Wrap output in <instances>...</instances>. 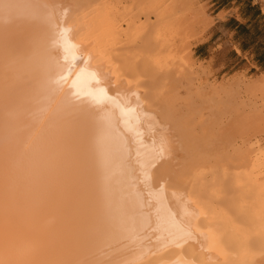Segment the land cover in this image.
I'll use <instances>...</instances> for the list:
<instances>
[{
	"label": "bare ground",
	"instance_id": "obj_1",
	"mask_svg": "<svg viewBox=\"0 0 264 264\" xmlns=\"http://www.w3.org/2000/svg\"><path fill=\"white\" fill-rule=\"evenodd\" d=\"M92 2L0 0V264H264V118L215 131L186 77L153 109L97 50Z\"/></svg>",
	"mask_w": 264,
	"mask_h": 264
},
{
	"label": "rangeland",
	"instance_id": "obj_2",
	"mask_svg": "<svg viewBox=\"0 0 264 264\" xmlns=\"http://www.w3.org/2000/svg\"><path fill=\"white\" fill-rule=\"evenodd\" d=\"M213 2L212 0H94L93 5H90L92 6L91 9L88 8L87 11L88 15L91 13L89 16L94 21L88 18H86V21L87 19L90 22L92 21L91 24L95 22L96 25L93 27H96V30L92 29L94 34L92 38H94V42L97 40L95 42L97 50L107 55L111 61L113 60L109 63V67L114 65V67H119L120 71L126 72V70H129L128 75L124 74L125 79L129 80L131 85L134 84L133 87L138 88L141 95L144 94V97H142L145 100L152 102V108L156 107L155 109H157V104H161L159 106L160 112L163 110L162 108H165L162 103L164 98L165 100L167 98L163 94L168 93L171 87H173L171 90L173 94L179 96H176L179 104L180 96L183 97L186 93L187 86L184 84L186 77L185 80H188L187 85L189 88H187L186 94H188L187 98L189 99H183L184 106L187 105L186 109L189 112L194 107L193 105H197L194 107L197 110L196 113L194 112L196 121L199 120V116L202 120L206 119L205 117L211 119L214 116L217 121H223V123L219 122L220 127L219 123L214 127L216 124L212 120V123L215 124H213L215 131H218L221 129L222 124L226 125L232 118H236V115H234L236 111L237 115L241 114L240 116L245 117L255 116L258 114L256 112H259L264 118V91L253 95L248 90L249 85L264 77V70L250 69V67L239 69L237 67L230 72L229 70L221 71L215 69L211 62L204 63L196 59L195 47L200 42L205 41L215 22L213 15L216 6H213ZM105 14L109 17L108 21L103 19ZM226 16V13H222L219 18L223 19ZM110 21L116 26L114 32L110 29ZM98 37L101 38L100 41ZM98 43H100V46ZM172 80L173 85L171 86ZM214 88L220 89L221 93H214ZM202 94L205 96H201ZM149 95L155 96H152L153 98H149V100ZM166 95L169 96V103L176 101H174L176 97L173 96L174 99L172 100L170 98L172 95H169V93ZM184 97L186 98V95ZM204 98L208 102H214L211 108L209 107L211 104L206 105L207 102ZM183 100L181 98L180 102ZM185 100L186 102L190 101L191 106ZM219 101L221 102L220 105L225 103L226 105L223 106H227L228 109H225V107L219 109L218 104H215ZM204 102L205 104H202ZM214 104L219 111L224 110L222 113H225V116L219 112V115L221 114L224 118L216 114L217 109L214 113H206L210 112L208 109L211 112L214 111ZM200 105H203L202 107L205 109L208 106L207 111L205 112L202 107L204 111L198 109ZM178 106L180 107V105ZM184 106L181 108H185ZM190 108L191 110H188ZM186 109L181 110L185 111L183 113L187 117L188 112ZM164 110H167V107ZM198 112H205V116L202 117V113L199 115ZM190 113L193 114V111ZM190 113L188 117L191 115ZM189 118L194 117L191 118L190 116ZM196 121L194 124H201V120ZM205 121L203 120V123ZM206 122L208 123V121ZM195 126L193 125L194 129ZM206 126L208 127V125ZM207 127L205 132H215L213 127L210 130ZM257 127L249 134L256 146L264 147V124ZM200 129V127L195 129L196 136L198 135L197 138L203 134ZM241 141L237 138V147L242 144Z\"/></svg>",
	"mask_w": 264,
	"mask_h": 264
},
{
	"label": "crops",
	"instance_id": "obj_3",
	"mask_svg": "<svg viewBox=\"0 0 264 264\" xmlns=\"http://www.w3.org/2000/svg\"><path fill=\"white\" fill-rule=\"evenodd\" d=\"M215 22L205 41L194 50L196 59L215 69L264 70V8L252 0H218ZM226 13L225 18H219Z\"/></svg>",
	"mask_w": 264,
	"mask_h": 264
},
{
	"label": "built area",
	"instance_id": "obj_4",
	"mask_svg": "<svg viewBox=\"0 0 264 264\" xmlns=\"http://www.w3.org/2000/svg\"><path fill=\"white\" fill-rule=\"evenodd\" d=\"M212 1L216 2V1H218V0H212ZM214 2H213V3H214ZM252 2H253L255 5H257V6L264 8V0H252Z\"/></svg>",
	"mask_w": 264,
	"mask_h": 264
}]
</instances>
